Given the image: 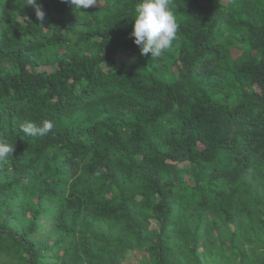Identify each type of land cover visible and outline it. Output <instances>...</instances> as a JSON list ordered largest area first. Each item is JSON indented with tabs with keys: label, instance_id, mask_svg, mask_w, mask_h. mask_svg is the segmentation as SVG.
<instances>
[{
	"label": "trees",
	"instance_id": "1",
	"mask_svg": "<svg viewBox=\"0 0 264 264\" xmlns=\"http://www.w3.org/2000/svg\"><path fill=\"white\" fill-rule=\"evenodd\" d=\"M136 2L0 0V264H264V0Z\"/></svg>",
	"mask_w": 264,
	"mask_h": 264
},
{
	"label": "clouds",
	"instance_id": "2",
	"mask_svg": "<svg viewBox=\"0 0 264 264\" xmlns=\"http://www.w3.org/2000/svg\"><path fill=\"white\" fill-rule=\"evenodd\" d=\"M63 2L78 11L99 6V0H63ZM25 6L32 7L37 20L43 23L46 13L37 0H26ZM131 19L134 21L131 36L134 38V44L139 47L141 55L151 54V58L158 59L172 47L178 32L172 0H137ZM53 127L54 122L45 119L40 124L26 122L22 126V131L27 136L40 137L47 135ZM13 152V144L0 141V161L11 156Z\"/></svg>",
	"mask_w": 264,
	"mask_h": 264
},
{
	"label": "rangeland",
	"instance_id": "3",
	"mask_svg": "<svg viewBox=\"0 0 264 264\" xmlns=\"http://www.w3.org/2000/svg\"><path fill=\"white\" fill-rule=\"evenodd\" d=\"M136 260H133L131 263L125 262L124 264H136Z\"/></svg>",
	"mask_w": 264,
	"mask_h": 264
}]
</instances>
